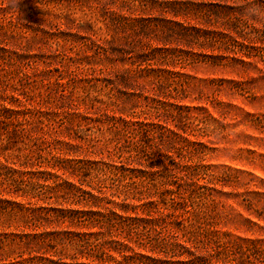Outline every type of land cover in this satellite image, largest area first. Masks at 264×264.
Returning a JSON list of instances; mask_svg holds the SVG:
<instances>
[{
	"label": "rangeland",
	"instance_id": "1",
	"mask_svg": "<svg viewBox=\"0 0 264 264\" xmlns=\"http://www.w3.org/2000/svg\"><path fill=\"white\" fill-rule=\"evenodd\" d=\"M0 264H264V0H0Z\"/></svg>",
	"mask_w": 264,
	"mask_h": 264
}]
</instances>
